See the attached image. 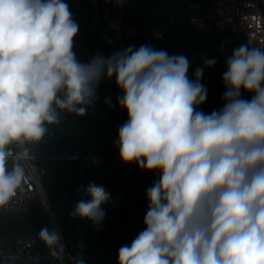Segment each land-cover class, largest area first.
Listing matches in <instances>:
<instances>
[{
	"label": "clouds",
	"instance_id": "1",
	"mask_svg": "<svg viewBox=\"0 0 264 264\" xmlns=\"http://www.w3.org/2000/svg\"><path fill=\"white\" fill-rule=\"evenodd\" d=\"M78 32L66 0H0V211L22 190L23 162L49 126L86 115L101 80L115 77L128 117L120 159L158 176L145 191V227L117 264H264V48L233 50L223 106L205 113L201 81L214 58L194 79L186 56L146 44L84 63L73 50ZM83 194L71 216L100 224L110 193L90 183ZM39 239L53 257L63 253L57 232L42 228Z\"/></svg>",
	"mask_w": 264,
	"mask_h": 264
},
{
	"label": "built area",
	"instance_id": "2",
	"mask_svg": "<svg viewBox=\"0 0 264 264\" xmlns=\"http://www.w3.org/2000/svg\"><path fill=\"white\" fill-rule=\"evenodd\" d=\"M88 7L99 4L107 11L84 33L85 41L92 44L93 52L110 56L129 46L139 48L149 45L156 50H166L169 55H184L191 63L188 72L194 79L195 70L204 67V58H214L212 67H204L202 83L207 88V100L199 107L211 113L223 106L221 99L225 91L222 74L226 60L233 50L241 45L264 48V0H84ZM91 40H94L93 42ZM101 43L104 48L100 50ZM103 46V45H102ZM108 88L107 112L97 115L96 100L87 108L85 117L106 118L112 115L114 137L112 153L100 156L81 155L74 152L59 158L48 150L47 135L33 146L34 159L23 162L26 183L16 197L0 211V264H75L82 258L84 264H117L118 250L130 244L144 229L143 219L148 202L147 187L158 179L155 173L143 171L135 163L121 161L115 146L119 127L126 122L127 112L117 105L121 95L115 77L104 78ZM250 99V94L242 92ZM74 162L77 166L75 181V203L88 199L83 190L90 183L102 185L110 200L102 205L105 217L100 224L75 217L69 232L65 234L57 218L53 203L43 186L48 166L58 161ZM41 202V214L46 216L47 229L60 236L63 253L57 257L39 236L17 237L11 247L1 246V225L11 213L22 212L26 203Z\"/></svg>",
	"mask_w": 264,
	"mask_h": 264
},
{
	"label": "trees",
	"instance_id": "3",
	"mask_svg": "<svg viewBox=\"0 0 264 264\" xmlns=\"http://www.w3.org/2000/svg\"><path fill=\"white\" fill-rule=\"evenodd\" d=\"M92 44L82 37H74V52L79 61L83 54V47ZM109 140L114 137V124L112 115L106 118L78 117L70 114H63L61 123L56 126H49L47 133L48 150L59 158H66L74 152L81 155L100 156L112 153L111 144L105 145L103 137ZM111 142V141H110ZM72 173L73 177L66 176ZM77 166L74 162L58 161L48 166L43 186L45 192L53 195L57 204L55 211L57 218L65 234L69 232L73 217L71 212L75 207V181ZM47 195V194H46ZM59 197V199H58ZM20 218H6L1 225V246L11 247L17 237L39 236L42 228L47 227L46 216L31 214L20 215Z\"/></svg>",
	"mask_w": 264,
	"mask_h": 264
},
{
	"label": "rangeland",
	"instance_id": "4",
	"mask_svg": "<svg viewBox=\"0 0 264 264\" xmlns=\"http://www.w3.org/2000/svg\"><path fill=\"white\" fill-rule=\"evenodd\" d=\"M66 2L69 4L70 11L72 12L73 18L79 25V32L75 37H82L84 39V33L88 27H92L94 25V21L96 16L101 19L103 14L107 11V6L99 4L96 8L95 7H88L86 2L82 0L81 2L79 0H66ZM78 3L81 4L79 8H77ZM104 47L100 45V50L98 52H101V49ZM95 55H97L95 52H93V49L90 47V45H86L83 47V54L81 56V62L87 63L90 61ZM108 94V88L106 83H100L97 88V99H96V112L97 115L104 117L107 112V104L105 103V100L107 98ZM103 143L105 145H110V141L107 136H104ZM112 143V142H111ZM66 176L73 177L72 173H66ZM46 194L49 198V200L53 203L54 207L57 208V204L60 201L56 203L55 198L53 195L47 193ZM41 202L40 201H34L31 203H26L23 207L22 212L19 213H11L10 218H20L22 216H28L31 214H41Z\"/></svg>",
	"mask_w": 264,
	"mask_h": 264
},
{
	"label": "bare ground",
	"instance_id": "5",
	"mask_svg": "<svg viewBox=\"0 0 264 264\" xmlns=\"http://www.w3.org/2000/svg\"><path fill=\"white\" fill-rule=\"evenodd\" d=\"M79 1L81 2L82 0H79ZM91 41L93 42L94 40H91ZM101 44L103 45V47H105L103 43H101ZM7 218H10V217H7ZM4 219H6V218H4ZM2 223H3V221H2Z\"/></svg>",
	"mask_w": 264,
	"mask_h": 264
},
{
	"label": "flooded vegetation",
	"instance_id": "6",
	"mask_svg": "<svg viewBox=\"0 0 264 264\" xmlns=\"http://www.w3.org/2000/svg\"><path fill=\"white\" fill-rule=\"evenodd\" d=\"M81 6V4L80 3H78V5H77V8H79Z\"/></svg>",
	"mask_w": 264,
	"mask_h": 264
}]
</instances>
